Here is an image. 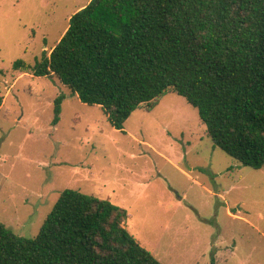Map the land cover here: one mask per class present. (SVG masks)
<instances>
[{"label": "rangeland", "instance_id": "rangeland-1", "mask_svg": "<svg viewBox=\"0 0 264 264\" xmlns=\"http://www.w3.org/2000/svg\"><path fill=\"white\" fill-rule=\"evenodd\" d=\"M90 1L0 0V221L35 238L75 189L126 208L128 230L163 264H264V168L215 145L185 97L169 91L121 130L58 77L13 68L50 53Z\"/></svg>", "mask_w": 264, "mask_h": 264}, {"label": "trees", "instance_id": "trees-1", "mask_svg": "<svg viewBox=\"0 0 264 264\" xmlns=\"http://www.w3.org/2000/svg\"><path fill=\"white\" fill-rule=\"evenodd\" d=\"M13 68L58 77L121 130L138 108L175 91L198 109L215 145L264 168V0H91L50 53ZM128 217L109 199L66 189L35 238L0 221V264H163L128 230Z\"/></svg>", "mask_w": 264, "mask_h": 264}]
</instances>
